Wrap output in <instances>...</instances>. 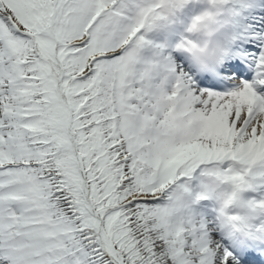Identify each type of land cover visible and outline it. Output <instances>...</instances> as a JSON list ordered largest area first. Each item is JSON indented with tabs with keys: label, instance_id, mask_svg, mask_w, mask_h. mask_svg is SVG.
<instances>
[{
	"label": "snow or ice",
	"instance_id": "1",
	"mask_svg": "<svg viewBox=\"0 0 264 264\" xmlns=\"http://www.w3.org/2000/svg\"><path fill=\"white\" fill-rule=\"evenodd\" d=\"M0 264H264V0H0Z\"/></svg>",
	"mask_w": 264,
	"mask_h": 264
}]
</instances>
